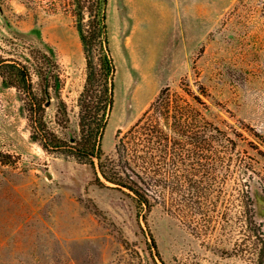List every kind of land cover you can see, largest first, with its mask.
Wrapping results in <instances>:
<instances>
[{"label": "rangeland", "instance_id": "1", "mask_svg": "<svg viewBox=\"0 0 264 264\" xmlns=\"http://www.w3.org/2000/svg\"><path fill=\"white\" fill-rule=\"evenodd\" d=\"M83 24L90 38L88 12ZM104 39L90 38L84 52L71 0H0V56L34 62L38 50L58 76L45 96L32 63L35 93L47 100L45 148L20 94L0 78V264H264V0H107ZM105 55L113 73L102 160L168 87L236 143L214 205L190 216L157 204L144 221L72 155L86 57L99 73ZM116 66L133 81L129 93L141 89V105L115 97Z\"/></svg>", "mask_w": 264, "mask_h": 264}, {"label": "trees", "instance_id": "2", "mask_svg": "<svg viewBox=\"0 0 264 264\" xmlns=\"http://www.w3.org/2000/svg\"><path fill=\"white\" fill-rule=\"evenodd\" d=\"M71 2L84 52L87 53L90 38L101 46L105 45L107 0ZM86 12L92 16L90 38H86L83 24ZM33 61L27 57L18 60L0 56V78L3 84L20 94L27 120L37 131L45 148L46 141H52V135L46 131L43 121L47 100L35 93L32 63L45 96L48 95L50 80L57 81L58 76L54 70L56 63L48 55L37 50ZM86 66V85L79 97L80 138L74 141L71 149L77 159L90 162L96 183L103 185L100 181L103 179L111 185L110 189L125 194L133 203L136 217L144 221L145 214L157 204L168 205L170 210L190 216L200 213L206 204L214 205L223 193V175L231 171L236 148L234 140L208 121L201 110L182 94L166 87L131 127L124 133L117 132L115 157L102 160L100 139L111 109L113 65L110 57L105 55L99 73L91 67L87 57ZM99 79L101 89L97 93L94 88ZM183 91L191 95L187 88ZM191 97L196 105H205L198 95ZM240 168L247 170L243 164ZM242 186L244 188L240 189L237 201L245 207L251 200L247 185ZM149 239L154 243L151 234ZM262 263L259 260L258 264Z\"/></svg>", "mask_w": 264, "mask_h": 264}, {"label": "bare ground", "instance_id": "3", "mask_svg": "<svg viewBox=\"0 0 264 264\" xmlns=\"http://www.w3.org/2000/svg\"><path fill=\"white\" fill-rule=\"evenodd\" d=\"M116 68H117V71H116V86L117 87H115V97H117L118 94L121 92L125 103L130 102L131 98L134 97L135 98L134 101H136L137 105H141L145 99V97L142 96L141 94V89L137 90L134 94L132 92L129 93L128 89L133 88V81L129 80L127 77H124L120 67L116 66ZM119 88H120V91H119Z\"/></svg>", "mask_w": 264, "mask_h": 264}]
</instances>
